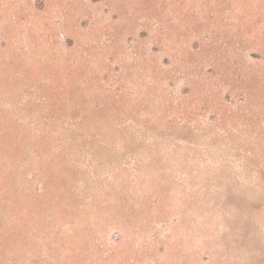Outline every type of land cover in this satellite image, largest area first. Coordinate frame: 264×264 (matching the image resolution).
<instances>
[{
  "label": "rangeland",
  "instance_id": "rangeland-1",
  "mask_svg": "<svg viewBox=\"0 0 264 264\" xmlns=\"http://www.w3.org/2000/svg\"><path fill=\"white\" fill-rule=\"evenodd\" d=\"M0 264H264V0H0Z\"/></svg>",
  "mask_w": 264,
  "mask_h": 264
}]
</instances>
